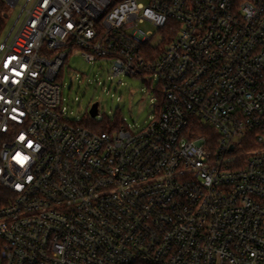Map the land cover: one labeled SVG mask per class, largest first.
I'll use <instances>...</instances> for the list:
<instances>
[{"label": "built area", "instance_id": "built-area-1", "mask_svg": "<svg viewBox=\"0 0 264 264\" xmlns=\"http://www.w3.org/2000/svg\"><path fill=\"white\" fill-rule=\"evenodd\" d=\"M15 26L0 264H264V0H27ZM77 52L158 80L144 129L70 118L60 78Z\"/></svg>", "mask_w": 264, "mask_h": 264}, {"label": "rangeland", "instance_id": "rangeland-1", "mask_svg": "<svg viewBox=\"0 0 264 264\" xmlns=\"http://www.w3.org/2000/svg\"><path fill=\"white\" fill-rule=\"evenodd\" d=\"M5 1L6 17L0 44L15 32L16 23L27 0H19L16 6ZM147 5V0H139ZM142 28L156 32L145 23ZM161 40L156 34L154 42ZM62 107L73 121L87 118L94 104L99 105L97 121L117 116L121 123L133 130H142L151 121L158 104V80L152 76H114L111 64L106 61H88L81 52L69 56L60 78Z\"/></svg>", "mask_w": 264, "mask_h": 264}, {"label": "trees", "instance_id": "trees-1", "mask_svg": "<svg viewBox=\"0 0 264 264\" xmlns=\"http://www.w3.org/2000/svg\"><path fill=\"white\" fill-rule=\"evenodd\" d=\"M6 7L7 5L5 1L0 0V36L4 30ZM62 72H63V69H62ZM75 122H77L78 124L82 126L88 127L94 131L115 130L122 125L120 119L117 116H115L113 119L106 118L105 120H102V121H97L96 118H91L90 116H88L87 118H84V120L82 121H75Z\"/></svg>", "mask_w": 264, "mask_h": 264}, {"label": "water", "instance_id": "water-1", "mask_svg": "<svg viewBox=\"0 0 264 264\" xmlns=\"http://www.w3.org/2000/svg\"><path fill=\"white\" fill-rule=\"evenodd\" d=\"M99 114V105L96 103L94 105H92L90 111H89V115L91 118H96Z\"/></svg>", "mask_w": 264, "mask_h": 264}]
</instances>
